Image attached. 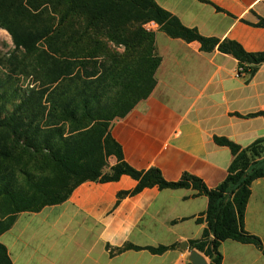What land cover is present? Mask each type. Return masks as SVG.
Returning <instances> with one entry per match:
<instances>
[{"label":"crops","instance_id":"0c3cea01","mask_svg":"<svg viewBox=\"0 0 264 264\" xmlns=\"http://www.w3.org/2000/svg\"><path fill=\"white\" fill-rule=\"evenodd\" d=\"M180 22L207 37L235 40L248 52L264 51V0H154ZM154 31L160 56L151 94L110 132L133 168L156 167L169 181L187 172L215 187L227 175L230 149L264 136V63L252 75L238 74L237 59L198 41ZM110 165L115 158L110 157ZM127 174L106 182L85 180L68 197L38 211H20L0 234L11 264H187L189 245L201 236L207 197L192 188L144 187ZM201 218V221H197ZM243 225L264 243V178L253 180ZM136 246H169L161 253ZM221 264H264L251 243L227 239ZM206 261L207 258L205 257Z\"/></svg>","mask_w":264,"mask_h":264},{"label":"trees","instance_id":"16d2710c","mask_svg":"<svg viewBox=\"0 0 264 264\" xmlns=\"http://www.w3.org/2000/svg\"><path fill=\"white\" fill-rule=\"evenodd\" d=\"M43 11L46 18L42 28L20 30L12 24L18 17L29 19L32 12ZM149 22L169 36L198 41L203 51L217 49L233 55L239 75L250 76L264 63V51L248 52L235 40L203 36L154 0H0V25L9 31L13 43L28 52L45 42L49 52L42 70L46 86L39 92L40 97L43 93L48 96V105L43 107L38 101L27 121L4 116L0 131L9 135L13 149L39 157L55 174L53 181L48 177L39 180L25 171L28 186L13 181L8 174L0 175V202L8 216L0 219V234L10 227L18 212L60 203L82 181L106 182L127 174L138 181L133 192L152 186L192 188L194 195L207 197L202 214L206 226L188 245L206 257L208 264H221L218 248L227 239L251 243L264 255L260 237L243 225L251 183L264 178V136L245 147L215 136V143L230 149L232 160L226 177L209 188L201 178L187 172L169 181L156 167L133 168L111 135L112 121L124 117L155 86L160 56L154 31L146 27ZM256 25L264 26V18H259ZM56 85L61 86L57 91ZM259 114L264 112L250 115ZM10 149L2 148L0 158H10ZM110 155L115 156L116 163L103 172ZM69 178L74 182L62 194ZM125 248L161 253L169 246L127 244ZM0 264H11L1 242Z\"/></svg>","mask_w":264,"mask_h":264},{"label":"rangeland","instance_id":"374dc122","mask_svg":"<svg viewBox=\"0 0 264 264\" xmlns=\"http://www.w3.org/2000/svg\"><path fill=\"white\" fill-rule=\"evenodd\" d=\"M32 13L29 19L18 17L13 20V26L20 30L42 28L45 23L46 12ZM47 48L46 43L41 42L31 51H24L13 43L9 31L0 25V119L4 116H10L27 121L31 118V110L38 105V101L43 107L48 105L46 101L48 96L46 98L43 93L40 97L39 94L40 91L45 90L44 87L46 86L43 81L45 77L42 70L47 58L46 53H49ZM60 88V85H56V91ZM12 145L9 135L0 131V150L8 146L13 152L12 156L6 160L0 158V175L8 174L13 181L16 180L24 186H28L27 177L23 173L25 171H28L34 179L41 180L44 177H48L52 181L55 179V174L41 162L39 157H31L27 153L22 155L18 149H13ZM110 157L115 158L114 155H110ZM112 165H110L108 156L102 171L108 172ZM73 182L74 178L67 179L66 186L61 190V193H65ZM7 218L8 216L4 215V208L0 202V219Z\"/></svg>","mask_w":264,"mask_h":264},{"label":"water","instance_id":"95a60500","mask_svg":"<svg viewBox=\"0 0 264 264\" xmlns=\"http://www.w3.org/2000/svg\"><path fill=\"white\" fill-rule=\"evenodd\" d=\"M179 245L182 249L188 248V243L186 241L181 242ZM188 261L191 264H208L205 257L194 249H189Z\"/></svg>","mask_w":264,"mask_h":264},{"label":"built area","instance_id":"2783aa9c","mask_svg":"<svg viewBox=\"0 0 264 264\" xmlns=\"http://www.w3.org/2000/svg\"><path fill=\"white\" fill-rule=\"evenodd\" d=\"M147 25V24H146ZM147 28H149L148 26H146Z\"/></svg>","mask_w":264,"mask_h":264}]
</instances>
